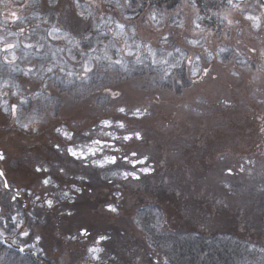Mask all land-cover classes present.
Listing matches in <instances>:
<instances>
[{
	"label": "rangeland",
	"instance_id": "rangeland-1",
	"mask_svg": "<svg viewBox=\"0 0 264 264\" xmlns=\"http://www.w3.org/2000/svg\"><path fill=\"white\" fill-rule=\"evenodd\" d=\"M136 3L0 0V48L16 44L18 57L12 71L0 52V264L11 254L37 264H168L135 223L145 207L160 210L161 232L226 234L264 253V0ZM149 48L162 63L180 49L177 68L195 75L189 85L154 84L145 75L156 69ZM105 50L122 64L97 61ZM136 132L142 139L123 141ZM106 133L121 137L112 141L120 151L68 155L69 146L109 141ZM103 155L117 164L94 166ZM125 171L139 179H124ZM101 235L108 239L97 244Z\"/></svg>",
	"mask_w": 264,
	"mask_h": 264
},
{
	"label": "trees",
	"instance_id": "trees-1",
	"mask_svg": "<svg viewBox=\"0 0 264 264\" xmlns=\"http://www.w3.org/2000/svg\"><path fill=\"white\" fill-rule=\"evenodd\" d=\"M128 1L135 5L138 0ZM155 53L157 62L151 65L156 69H149L145 73L154 84L169 90H178L189 85L190 77L195 75L189 73L186 76L177 68V61L183 56L182 51H175L164 63L160 61L158 52ZM139 73L136 72L134 75ZM161 216L160 210L156 207L141 208L136 214L135 223L146 234L147 241L153 247H159L168 264H256V261H264V253L259 245L249 244L230 235L203 236L161 232L159 229L163 223ZM8 258L5 264H37L27 256L15 257L11 254Z\"/></svg>",
	"mask_w": 264,
	"mask_h": 264
},
{
	"label": "snow or ice",
	"instance_id": "snow-or-ice-1",
	"mask_svg": "<svg viewBox=\"0 0 264 264\" xmlns=\"http://www.w3.org/2000/svg\"><path fill=\"white\" fill-rule=\"evenodd\" d=\"M12 15L13 16H16L15 13H13ZM17 19H19V18L16 16V19H13L12 22L15 23ZM124 27L125 26L123 24H117L116 25V28L119 29L121 31V33L123 32ZM197 27H199V25H197ZM21 32H23V29H21ZM85 38H87V37H85ZM189 43H191L193 45H196L198 43V41L192 40V41H189ZM76 46L79 47V42L76 43ZM16 47H17L16 44H13V43H5L4 47L3 48H0V52L7 53V55H5V57H4V63L7 64V65H12L13 66L12 67V71H18V69L15 68V61L18 59V57L16 56L15 51H14ZM24 47L25 48H31L32 45L31 44H25ZM37 51H39V49H37ZM119 51H120V49L117 48V53H119ZM148 51H149V54L153 57V63H156L157 62L156 59H155L156 53L151 48H149ZM176 51H180V49H176ZM128 54L131 55V51L130 50H129ZM24 55L27 56L28 53L26 52ZM168 55L170 56L171 55V52H169ZM9 56L11 57V59H9ZM102 58L103 59H107L109 61V64H116V65H121L122 64L121 59H115V60H113L111 57H109L107 55V50H105V54H104L103 57H99L98 56L95 59L97 61H99ZM197 59L199 60V57H197ZM137 62H140L139 57H137ZM92 70L93 69L90 67V65L87 62H85L84 63V66H83L84 73L87 74V73L91 72ZM46 71L47 72H52L53 71V68L51 66H49V67H47ZM32 72H33V69L32 68H29L27 70V72H25V75H29ZM69 74L71 75V73H69ZM23 102L24 101H21V103H23ZM17 111H18L17 105L16 104H12L11 105V114L13 116H16ZM119 112L120 113H124L125 112V109L123 107H121L119 109ZM138 113H139V110H137V113H134V116H136V118H139ZM117 123H118V127L120 129H123L124 128V124L122 122H117ZM102 126L104 128H111L112 127V123H111V121L105 120V121L102 122ZM24 127H25V130H27V125H25ZM34 130L35 129H33V131ZM56 131L59 132L60 129L57 128ZM106 135H109L110 136L111 139L109 141H102L100 139L93 140L91 142L93 146H86V150L84 148H80V147H77V148L74 149L73 147L69 146L68 149H67V153H68V155H70L73 158H77V159H80L82 161H86L90 156L91 157H95V156H97L98 153H102L105 148L110 149V150H113V151H120V149L117 148L112 141L121 139V137L116 136L114 133H106ZM67 138L68 139H71V135H68ZM133 138H135L136 140H140V139H142V136H141V134L139 132H136L134 136H133L132 133H129V134L124 135L122 137V139H123L124 142H128V141L132 140ZM55 147H56L57 150H60V145H56ZM131 155L133 157H135L137 154L135 152H133V153H131ZM3 159H4L3 155L0 154V160H3ZM123 160H124L125 163H128L129 162L127 155H125L123 157ZM117 162H118L117 156H115V155H103L102 158H100V159H94L92 161V164L94 166H96V167H101L102 168L105 165H109V164L116 165ZM136 163L144 164V163H146V160L145 159H141V160H139V161H137L135 163H132V167L133 168L136 167ZM43 170L44 171H48L47 168H45ZM36 171L37 172H40L41 171V168L37 167L36 168ZM61 171H63V169H61ZM149 171H150V169H143V172L144 173H148ZM116 174L117 173H115V172L113 173V175H116ZM120 174L123 176L124 179H128L129 177L131 179H133V180H138L139 179V176L136 175L135 172H127V171H125V172L120 173ZM228 174L229 175L232 174L231 169L228 170ZM3 175H4V173L3 172H0V176H3ZM42 183L45 186H47L48 184L51 183V180L46 178V179H44L42 181ZM8 187H9L8 183H5L4 184V188L7 189ZM73 188L77 192L80 191V189L79 188H76L75 185H73ZM64 196L67 197L68 196V193L65 192L64 193ZM12 199L13 200H16L17 197L16 196H13ZM37 199H39V197H37ZM45 203L49 207H52V205H53V201L52 200H47V201H45ZM106 208L110 212H116L117 211V209L113 205H111V204L106 205ZM68 214L71 215L70 212ZM12 220L15 222L16 221V218L15 217H12ZM15 227L16 228H19L20 227V224L19 223H15ZM20 235L23 236V237H28L29 236V232L28 231H22L20 233ZM80 235L81 236L88 235L87 229H81L80 230ZM39 239H40V237H36V240L37 241H39ZM73 239H74V237H73ZM106 239H108V237L101 235V236H98L96 238V241L95 242L97 244H99V243H101L102 241H104ZM2 242L3 241L0 240V243H2ZM20 250L23 251V249H20ZM88 251L89 252H100V251H103V249L102 248H90ZM93 259H98V257L97 256H93Z\"/></svg>",
	"mask_w": 264,
	"mask_h": 264
},
{
	"label": "water",
	"instance_id": "water-1",
	"mask_svg": "<svg viewBox=\"0 0 264 264\" xmlns=\"http://www.w3.org/2000/svg\"><path fill=\"white\" fill-rule=\"evenodd\" d=\"M20 249H21V248H18V250L20 251V253L25 254V251H24V250L21 251Z\"/></svg>",
	"mask_w": 264,
	"mask_h": 264
}]
</instances>
